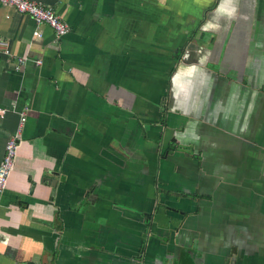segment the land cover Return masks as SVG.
<instances>
[{
  "label": "crops",
  "instance_id": "crops-1",
  "mask_svg": "<svg viewBox=\"0 0 264 264\" xmlns=\"http://www.w3.org/2000/svg\"><path fill=\"white\" fill-rule=\"evenodd\" d=\"M32 1L70 31L0 5V264H264V0Z\"/></svg>",
  "mask_w": 264,
  "mask_h": 264
},
{
  "label": "built area",
  "instance_id": "built-area-1",
  "mask_svg": "<svg viewBox=\"0 0 264 264\" xmlns=\"http://www.w3.org/2000/svg\"><path fill=\"white\" fill-rule=\"evenodd\" d=\"M0 5L13 8L17 13L30 17L34 24L35 30L33 36L40 38L42 33L40 26L45 25L49 27L56 39L67 35L70 31L69 26L61 19V17L51 7L32 0H0ZM4 44L0 43V49ZM1 53V52H0ZM3 53L11 55L7 49ZM27 58H16V64L23 65ZM35 64L39 65L40 60H35ZM27 108L21 110L19 113V122L16 131L11 135L5 143L4 155L0 162V199L7 186V181L10 173L14 169L19 140L21 138L22 128L26 121ZM3 114L4 111L0 110Z\"/></svg>",
  "mask_w": 264,
  "mask_h": 264
},
{
  "label": "water",
  "instance_id": "water-1",
  "mask_svg": "<svg viewBox=\"0 0 264 264\" xmlns=\"http://www.w3.org/2000/svg\"><path fill=\"white\" fill-rule=\"evenodd\" d=\"M47 182H49V179H46ZM51 181V180H50Z\"/></svg>",
  "mask_w": 264,
  "mask_h": 264
},
{
  "label": "flooded vegetation",
  "instance_id": "flooded-vegetation-1",
  "mask_svg": "<svg viewBox=\"0 0 264 264\" xmlns=\"http://www.w3.org/2000/svg\"><path fill=\"white\" fill-rule=\"evenodd\" d=\"M149 217V216H148ZM145 264V263H144ZM157 264H161V263H157Z\"/></svg>",
  "mask_w": 264,
  "mask_h": 264
}]
</instances>
